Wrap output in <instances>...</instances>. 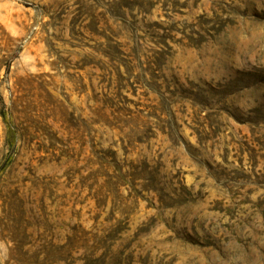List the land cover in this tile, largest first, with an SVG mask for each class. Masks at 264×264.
Returning <instances> with one entry per match:
<instances>
[{
    "label": "rangeland",
    "instance_id": "1",
    "mask_svg": "<svg viewBox=\"0 0 264 264\" xmlns=\"http://www.w3.org/2000/svg\"><path fill=\"white\" fill-rule=\"evenodd\" d=\"M0 264H264V0H0Z\"/></svg>",
    "mask_w": 264,
    "mask_h": 264
}]
</instances>
